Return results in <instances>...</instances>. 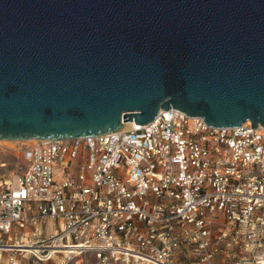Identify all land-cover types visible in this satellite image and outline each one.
Listing matches in <instances>:
<instances>
[{"label":"built area","instance_id":"obj_1","mask_svg":"<svg viewBox=\"0 0 264 264\" xmlns=\"http://www.w3.org/2000/svg\"><path fill=\"white\" fill-rule=\"evenodd\" d=\"M20 150L28 166L0 182L7 264H77L86 253L97 264H218L220 253L237 257L228 230L235 264H253L262 246L264 126L215 127L171 107L147 124Z\"/></svg>","mask_w":264,"mask_h":264},{"label":"water","instance_id":"obj_2","mask_svg":"<svg viewBox=\"0 0 264 264\" xmlns=\"http://www.w3.org/2000/svg\"><path fill=\"white\" fill-rule=\"evenodd\" d=\"M171 107L264 126V0H0V140L97 136Z\"/></svg>","mask_w":264,"mask_h":264},{"label":"rangeland","instance_id":"obj_3","mask_svg":"<svg viewBox=\"0 0 264 264\" xmlns=\"http://www.w3.org/2000/svg\"><path fill=\"white\" fill-rule=\"evenodd\" d=\"M29 143V142H27ZM23 144H26V141H5L1 140L0 142V182L4 185H7L8 182L14 179L15 175L22 169L28 166L27 163H25L22 152H21V146ZM56 174L58 177V180L61 179V173L59 170V167H56ZM49 226L53 227V222L51 221ZM233 238V239H232ZM226 240V252H230V255L233 257L234 253L237 254L236 258H231V260L228 258L229 255L225 253H220L219 258H217L218 264H235V261L238 259V254L240 253V248L238 247V244H235L234 241H239L238 237L234 236L231 230L227 231V236L225 238ZM231 241V245L227 247V243ZM233 251H231V250ZM225 250V246H224ZM250 252V251H249ZM9 257V253L5 252L3 253L2 259L0 261V264H7V259ZM250 257L252 258V263L257 264L256 260L260 259L261 264H264V240L262 241V246L257 248L256 250H253V252L250 253ZM183 258V257H182ZM226 258V261L223 259ZM80 262L77 264H97V261L95 257L92 254L86 253L82 254L80 256ZM186 259H183L179 261V264H186ZM21 264H33V262L29 261H22Z\"/></svg>","mask_w":264,"mask_h":264},{"label":"bare ground","instance_id":"obj_4","mask_svg":"<svg viewBox=\"0 0 264 264\" xmlns=\"http://www.w3.org/2000/svg\"><path fill=\"white\" fill-rule=\"evenodd\" d=\"M133 123V121L131 122H125L124 123V126H123V128L122 129H126L130 124H132ZM7 141V140H6ZM33 140H27L26 142H32ZM0 142H1V140H0Z\"/></svg>","mask_w":264,"mask_h":264}]
</instances>
